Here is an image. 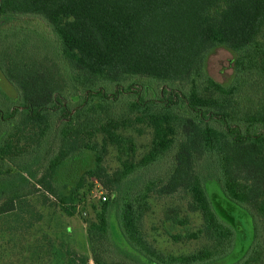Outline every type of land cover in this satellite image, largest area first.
<instances>
[{
    "label": "trees",
    "instance_id": "1",
    "mask_svg": "<svg viewBox=\"0 0 264 264\" xmlns=\"http://www.w3.org/2000/svg\"><path fill=\"white\" fill-rule=\"evenodd\" d=\"M8 17L40 18L54 41L27 25L0 27V73L17 92L11 102L0 89V220L20 221L37 192L71 214L72 195L57 196L54 181L73 154L89 153L85 176L108 192L88 231L93 264L223 261L234 244L214 255L234 242L235 228L215 211L209 180L249 220L248 247L228 264H264V0H1L0 18ZM219 47L234 54L227 85L204 71ZM117 110L140 113L154 144L109 174L96 135L111 134ZM165 160L166 171L139 194L120 192L138 169ZM147 194L181 195L210 246L179 257L159 252L142 233ZM111 214L129 261L107 256Z\"/></svg>",
    "mask_w": 264,
    "mask_h": 264
},
{
    "label": "rangeland",
    "instance_id": "2",
    "mask_svg": "<svg viewBox=\"0 0 264 264\" xmlns=\"http://www.w3.org/2000/svg\"><path fill=\"white\" fill-rule=\"evenodd\" d=\"M11 24L30 26L46 33L54 41L48 26L40 18H0V27ZM18 36L22 40L19 34ZM34 41L47 48L40 36H36ZM233 61L234 54L231 51L222 47L215 48L205 59L204 71L217 83L227 85L233 77ZM0 89L11 102L17 99L16 90L1 73ZM116 113L117 126L111 134L96 135L105 150L104 165L109 174L121 170L124 165L138 163L154 144L153 128L140 113L123 110H117ZM91 160L89 153L73 154L59 169L55 178L56 195L73 197V202L66 205L71 214L63 211L55 196L45 194L44 200L41 196L43 193L37 192L27 197L30 212L24 213L20 221L15 216L0 220V264H69L71 258H86L88 264H93L90 259L88 231L97 219L101 203L104 202L102 197L108 199V192L95 179L85 176V171L92 165ZM170 164V161L165 160L160 165L138 169L122 183L120 192L126 195L139 194L147 181L161 176ZM207 192L217 214L235 228L234 242L233 239L226 242L214 255L218 258L228 254L234 244L228 257L213 263L228 264L248 247L249 220L241 210L223 198L213 180L207 182ZM144 204L142 233L159 252L179 257L195 254L210 246L200 233V214L189 212L181 195L159 197L147 194ZM110 223L114 243L107 256L109 259L129 261L130 258L121 251L126 249V245L118 233L113 214L110 215Z\"/></svg>",
    "mask_w": 264,
    "mask_h": 264
},
{
    "label": "built area",
    "instance_id": "3",
    "mask_svg": "<svg viewBox=\"0 0 264 264\" xmlns=\"http://www.w3.org/2000/svg\"><path fill=\"white\" fill-rule=\"evenodd\" d=\"M102 200H103V201H105V200H106V197H105V196H103V197H102Z\"/></svg>",
    "mask_w": 264,
    "mask_h": 264
},
{
    "label": "water",
    "instance_id": "4",
    "mask_svg": "<svg viewBox=\"0 0 264 264\" xmlns=\"http://www.w3.org/2000/svg\"><path fill=\"white\" fill-rule=\"evenodd\" d=\"M1 1V0H0Z\"/></svg>",
    "mask_w": 264,
    "mask_h": 264
}]
</instances>
